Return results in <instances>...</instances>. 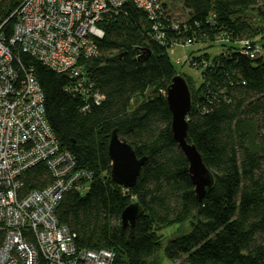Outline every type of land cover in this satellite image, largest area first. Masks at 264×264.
I'll list each match as a JSON object with an SVG mask.
<instances>
[{"label":"trees","instance_id":"16d2710c","mask_svg":"<svg viewBox=\"0 0 264 264\" xmlns=\"http://www.w3.org/2000/svg\"><path fill=\"white\" fill-rule=\"evenodd\" d=\"M22 1L0 0V36L6 44ZM174 1L182 14H174ZM261 2L160 0L150 17L125 0L102 17L96 53L77 60L81 75L57 73L11 47L18 72H31L41 88L44 117L60 149L88 174L83 192L67 189L54 211L77 251L109 250L111 264H159L162 231L174 227L180 231L168 236L163 253L175 264H264ZM254 14L257 23L251 21ZM243 39L255 49L253 56L244 53ZM174 46L189 50L182 62L198 73L197 83L175 70ZM174 75L190 90L187 140L213 176L201 199L170 131L165 89ZM112 130L137 157L146 158L129 188L110 179ZM20 179L24 193L46 187L54 177L38 162ZM131 202L142 213L131 229H121L120 213ZM37 264L47 263L40 255Z\"/></svg>","mask_w":264,"mask_h":264},{"label":"built area","instance_id":"2783aa9c","mask_svg":"<svg viewBox=\"0 0 264 264\" xmlns=\"http://www.w3.org/2000/svg\"><path fill=\"white\" fill-rule=\"evenodd\" d=\"M125 0H23L12 36H0V264H111L109 250L77 251L72 234L58 222L55 208L67 189H85L88 174L61 150L44 117L43 94L31 72L20 74L10 44L57 73L81 75L77 60L96 53L99 23ZM152 17L160 0H130ZM244 53L253 56L250 42ZM246 49H249L247 52ZM251 51V52H250ZM45 163L54 180L22 192L20 176Z\"/></svg>","mask_w":264,"mask_h":264},{"label":"water","instance_id":"95a60500","mask_svg":"<svg viewBox=\"0 0 264 264\" xmlns=\"http://www.w3.org/2000/svg\"><path fill=\"white\" fill-rule=\"evenodd\" d=\"M165 99L171 114L172 138L188 162V174L194 193L201 199L213 184V176L203 164L195 146L187 140V115L191 107L190 90L181 75H174L165 89ZM107 153L110 159V179L124 187H131L139 175L145 157H137L132 147L118 137L115 130L109 135ZM142 213L136 202H131L120 213L121 229H131L135 219Z\"/></svg>","mask_w":264,"mask_h":264},{"label":"rangeland","instance_id":"374dc122","mask_svg":"<svg viewBox=\"0 0 264 264\" xmlns=\"http://www.w3.org/2000/svg\"><path fill=\"white\" fill-rule=\"evenodd\" d=\"M258 4L260 6L262 5L261 0H258ZM171 8L174 11L175 15H179V14H182L184 12V9H182L180 3L177 2V1H174V2L171 3ZM252 17L253 18H251V21L257 23L259 17L256 14H254ZM256 17H257V19H255ZM14 23H15V21H14ZM13 26H14V24H13ZM10 45H11L10 48L14 47L17 50H20L16 44H10ZM185 52L188 53L189 50H187V49L183 50L182 47L174 46V48L172 50V54H170L171 61H172L173 65H174V68L177 71V73L185 74L186 76L192 78L195 83H197L199 81L198 73L193 68L188 66L186 63L182 62L183 61L182 58H183L184 54H186ZM177 58H179V60L176 62ZM263 58H264V52H263ZM187 226H188V224H187V222H185L183 227H187ZM179 231L177 230L175 232L174 227H170V228L165 229V230L162 231L163 236L165 238L162 241L161 249L156 254V259L158 260L159 264H175L174 262H172L171 260H169L168 258H166L164 256L163 247L166 244L165 242L168 239V236H171V235H173V234H175V233H177Z\"/></svg>","mask_w":264,"mask_h":264}]
</instances>
